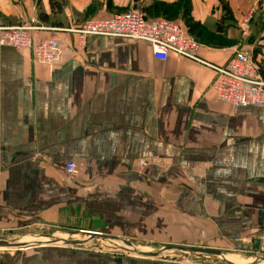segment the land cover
Segmentation results:
<instances>
[{"label":"crops","instance_id":"0c3cea01","mask_svg":"<svg viewBox=\"0 0 264 264\" xmlns=\"http://www.w3.org/2000/svg\"><path fill=\"white\" fill-rule=\"evenodd\" d=\"M183 1L203 29L200 59L224 66L239 47L264 80L260 0L138 5L142 12L156 2L165 5L194 37ZM137 2L0 0V28L34 20L42 28L32 32L34 42L56 38L62 47L52 69L34 63L29 51L0 47V240L5 232L61 222L78 234L101 233L144 252L196 247L234 253L229 262L251 264L245 259L254 252L233 251L228 242L258 238L261 252L254 255H264V106L232 109L219 101L206 66L172 54L156 61L147 44L131 40L95 36L82 45L67 31ZM249 14L242 37L238 25ZM68 163L75 165L74 176L65 171ZM104 250L2 248L0 264H205L192 254L161 261Z\"/></svg>","mask_w":264,"mask_h":264},{"label":"built area","instance_id":"2783aa9c","mask_svg":"<svg viewBox=\"0 0 264 264\" xmlns=\"http://www.w3.org/2000/svg\"><path fill=\"white\" fill-rule=\"evenodd\" d=\"M143 1L138 0L128 11L114 14L109 19L88 20L67 31L76 35L82 45L95 36L131 40L147 44L156 61H165L172 54L206 66L214 73L210 88L219 101L229 104L232 109L264 106V80L259 65L248 51L234 47L224 66L210 65L198 57L201 46L185 34L181 23L146 18L138 5ZM260 6L264 10V0H260ZM251 14L239 22L242 37L248 35ZM41 29L34 20L17 27L0 28V47L29 51L34 63L52 69L61 58L62 47L56 38L34 42L32 32ZM65 170L70 176L76 174L73 163L66 164Z\"/></svg>","mask_w":264,"mask_h":264},{"label":"water","instance_id":"95a60500","mask_svg":"<svg viewBox=\"0 0 264 264\" xmlns=\"http://www.w3.org/2000/svg\"><path fill=\"white\" fill-rule=\"evenodd\" d=\"M101 240L107 242L116 248L123 250L129 254L138 255L147 258H160L163 251H177L181 253H187L192 255H197L200 257L207 258H218L225 264H233L227 260V254L220 251L196 248V247H169L157 252H144L134 247L131 243L117 239L115 237L103 235L101 233H90V232H79L75 238L62 239L57 237L48 236L45 241H34L31 243H21L7 240H0V249L2 248H16L21 249L30 246H41V245H63V246H82L92 240ZM228 245L238 251H249L254 253H260L261 251V240L253 239L250 243H243L241 241H229ZM259 263L264 262V257L257 258ZM257 260L251 264H257Z\"/></svg>","mask_w":264,"mask_h":264},{"label":"rangeland","instance_id":"374dc122","mask_svg":"<svg viewBox=\"0 0 264 264\" xmlns=\"http://www.w3.org/2000/svg\"><path fill=\"white\" fill-rule=\"evenodd\" d=\"M168 19H170V18H168ZM165 20H167V19H165ZM171 21H173V19H171ZM143 165H140V166H143ZM65 167H66V165H65ZM66 227L67 226L65 225V223H61V222L55 223V224L51 223L48 225L36 224V225L29 226V227H22V228L14 231V232H5L3 237L7 241H14V242L24 241L25 243H31L33 241H44L47 239L48 236L49 237L52 236V237L62 238V239H68V238H75L78 235L77 232H73L72 230H70L71 228L67 229ZM85 246L92 247V248L102 247V249L103 250L105 249L104 251H106L110 255H126L127 254V252L120 250V249L116 248L115 246H113L107 242L97 240V239L89 241L88 243L83 244L82 246H79V247H85ZM133 246L137 247L139 250L142 251V249L139 248L138 246H136V245H133ZM24 248H27V247H24ZM165 248H169V247H165ZM165 248H160V249L156 248V249H154V251H147V252H157V251H161ZM233 251H236V250L233 249ZM226 254L229 256L234 255V253H226ZM184 255H188V254L168 250V251H163V254L158 259L161 261L169 260V258L170 259L177 258L178 260H180L181 259L180 257H185ZM248 255L249 254H246V256H248ZM260 257H264V255H261V254L254 255V253H253V255H251V257H249L248 259H245V260L246 261H252L254 263V262H256L257 258H260ZM200 258L204 260L203 263H205V264H224L218 258H207V257H200ZM227 259L229 261H233L231 259V257H227ZM257 263L259 264L258 260H257ZM262 264H264V262Z\"/></svg>","mask_w":264,"mask_h":264},{"label":"trees","instance_id":"16d2710c","mask_svg":"<svg viewBox=\"0 0 264 264\" xmlns=\"http://www.w3.org/2000/svg\"><path fill=\"white\" fill-rule=\"evenodd\" d=\"M181 7H182V15L184 18V22L186 23V26L188 27V31H189L190 35L194 36L193 38L196 39L198 42L199 41L205 42V40H203V35H202L203 29H202V27H200L199 23L194 22L189 15L188 2L183 1ZM143 12H146V14H148V15L151 13H153L152 15H157L158 14L157 12H160L161 15L163 17H165L167 20L171 21V19H172L170 16H168V11H167V8H165V5L158 3V2L154 3L150 8H148L146 11H143ZM168 18H170V19H168ZM198 39H200V40H198Z\"/></svg>","mask_w":264,"mask_h":264},{"label":"bare ground","instance_id":"6f19581e","mask_svg":"<svg viewBox=\"0 0 264 264\" xmlns=\"http://www.w3.org/2000/svg\"><path fill=\"white\" fill-rule=\"evenodd\" d=\"M45 241V240H44ZM34 242V241H33ZM21 243H25L24 241H21Z\"/></svg>","mask_w":264,"mask_h":264}]
</instances>
